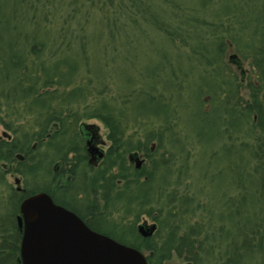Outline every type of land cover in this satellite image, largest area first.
Here are the masks:
<instances>
[{
  "label": "trees",
  "instance_id": "16d2710c",
  "mask_svg": "<svg viewBox=\"0 0 264 264\" xmlns=\"http://www.w3.org/2000/svg\"><path fill=\"white\" fill-rule=\"evenodd\" d=\"M150 34L157 37L156 41L153 42ZM139 44L153 49L149 51L150 58L145 59L148 54L139 51ZM227 47L245 55L244 60L250 59L253 74L247 81L245 101L240 89L233 90L230 86L233 81L241 83L245 79L234 75L221 79L225 68L221 63ZM173 56L177 62L175 68L171 64ZM183 65H187V70L192 67L199 71L196 78L192 73V78L198 81L190 83L201 82L196 96L209 86L215 91L204 98L222 100L213 112L202 109L200 102L197 107L200 115L204 118L211 115L219 125V144L209 155H214V160L227 159V163L219 165L217 175L228 169L233 183L231 191L237 194L235 197L228 195L231 192L223 195L215 207L213 204L197 206L196 194L177 199V191H171L167 202L160 204L163 210L168 205L173 209L165 214V219L200 212L201 220L187 224L184 229L178 222L170 227L168 221L159 220V225H166V237L160 245L154 240L160 226L148 240L133 233L136 239L132 242L115 235L112 225L111 231L92 229L147 252L148 264H165L174 254L198 264L201 254L211 257L216 251L219 256L215 264H264V0L0 2V95L10 112L18 115L27 112L31 119L25 126L13 127L12 121L2 123L16 135L10 141H0V187L8 173L21 177L35 175L42 167L40 151L52 145L55 151L49 154L50 163L58 154L57 163L65 162L74 172L86 160L78 123L97 119L109 130L112 149L108 150L94 179L82 189L88 198L85 207L92 214L97 211L104 214L121 197L128 206L140 201L138 206L145 207L150 203L151 194L158 192L159 197L163 192L159 186L152 187L156 173L162 174L166 168L168 173L162 177H170V181L163 182L167 185L172 181L178 184L187 172L169 170L176 165L169 160L172 156L178 157L174 154H169L166 166L153 161L155 164L149 173L145 167L131 170L125 160L127 130L122 125L125 121L128 127L127 120L131 117L167 120L170 115L181 112L186 106L179 104L180 97L171 100L176 105L168 100L182 85L180 78L187 77ZM176 70L182 77L176 75ZM108 79L122 95L107 98ZM137 83L140 89L136 88ZM164 133L150 131L140 137L143 140H138V145H144L147 152L151 141L160 147L166 142ZM222 138L226 140L224 143ZM184 142L181 137L175 138L171 142L172 151L184 152ZM61 144L65 147L60 151ZM198 145L201 151L199 142ZM70 155L76 158L69 159ZM45 163L48 167L47 160ZM47 171L51 172L49 167ZM128 175L132 179H126L125 186L117 187L118 180ZM139 175L147 176V180L140 183ZM52 176V182L40 188L25 186L23 192L6 189L8 211L0 214V264H16L14 256L19 243L16 215L27 196L46 192L56 204L83 218L84 214L74 207L80 201L78 195L70 194L69 187L55 188L54 169ZM99 201L104 203L101 210ZM153 218L157 223L156 217Z\"/></svg>",
  "mask_w": 264,
  "mask_h": 264
},
{
  "label": "rangeland",
  "instance_id": "374dc122",
  "mask_svg": "<svg viewBox=\"0 0 264 264\" xmlns=\"http://www.w3.org/2000/svg\"><path fill=\"white\" fill-rule=\"evenodd\" d=\"M6 0H0V2H4ZM151 39L156 41L157 39L156 36L150 34ZM159 39V38H158ZM146 43V42H145ZM139 51H145L148 55L145 56V59H148L151 57L149 54V51L153 52L152 48H144L141 44H139ZM148 51V52H146ZM234 55L236 59L241 63L242 67L240 69L237 68V66L230 62L229 56ZM245 56V55H244ZM244 56L239 55L234 48H226L225 54L223 56V60L221 65L224 66L225 68L222 69L221 71V79L223 80L224 76L229 77V76H237L239 79H245L244 82H238V81H233L231 82L233 90L239 88L240 92L242 94V98L245 101L248 97V89L246 88L247 86V81L249 77L252 76L253 71L251 70V64H250V59L247 58L246 60L243 59ZM172 66L175 68L177 66L176 58L175 56L172 57ZM185 63V62H183ZM182 69H186L187 65L184 67L181 66ZM195 67V65H193ZM198 69L196 68H189V70L186 69L185 75L187 77L180 78L181 84L177 87V91L173 93V96L168 100L169 103H172L171 100L174 101V99H177L180 97V103L183 106H186L183 108V110L179 113H175L169 116L167 120H153L150 118H138L137 120L134 119V117H131L130 120H127V125L124 121V125L122 127L127 130L126 132V139H125V147L128 148L126 153H125V160L127 165H130L128 162L129 156L133 155L134 153H137V155L141 159H146V162L143 164L145 167V172L149 173L153 169V164H155L153 161L159 163L163 162L165 165L166 163H169L167 161V157H171L169 154H174L178 157H171L170 162L174 161L175 166L172 169L173 171L181 170L182 172H187V175H182V179H180L179 183L173 184H167L163 183L164 181H170V177H165L163 179L162 174H167L168 172L166 171V168L164 167L162 169L163 173L157 175H154L155 179L153 182V188L157 189L163 188V192H161L160 196L158 197V192H154L153 194L150 195V203H147V205L143 208H140L138 204L140 201L133 202L130 206H128L126 200L124 197H121L118 202H113L111 207L112 210L110 213L105 214V218H107L108 222H111L113 224L115 235L118 237H121L125 241H135V236L133 235V232L131 229H134L135 224L141 223L140 218L145 217V219L148 220L149 223L154 221L153 217H156L158 226H160V229L158 227V233L154 240L155 243L157 242L158 245H160L163 240L166 237V232H165V226L166 225H159V220L164 219L165 221H168L169 226L172 227L174 222H178L180 224L181 229H184L185 226L189 223H194L197 220H201L200 212H196L195 215H190V216H185L184 218H173L172 216L165 219V214L168 212H171L173 210L169 205L166 207V210H163L160 208V204L162 202H167L168 197L167 194H170L171 191H177V199H181L183 197H190L191 195L194 196L196 194V202L197 206L200 204L201 206L204 205H211L216 207V203L220 201L223 198V195L230 193V197H235L237 194L236 191L233 192L231 189L233 188V183H232V176L229 174L230 172L228 169L223 171V174L217 175L219 165L223 166L225 163H227V159H220L217 157L215 160L212 158L214 155H209L212 149H215V147L219 144V125L215 123V120H213V117L210 115L207 118H204L202 115L199 114L198 111V102H200L199 105H201L202 109H206L207 112H213V109L218 106L222 102L220 98H215L214 100L209 99L206 100L204 98L205 95H211L213 93V90L209 86H205L202 90L201 94H198L196 96L197 89H200L201 82L199 84H193L190 85L191 80H196L192 78V73L196 78V74L198 73ZM243 72V74H242ZM177 76H181L179 70L175 71ZM232 79L230 78V81ZM198 80H196L197 82ZM113 82V81H111ZM108 79L106 81L107 85L111 83ZM119 83H121V80H118ZM239 83V86L237 87V84ZM137 89H140V84L137 83L135 85ZM107 91V98L111 99L110 96H114L115 94L117 95H122L123 92L121 93L120 91L118 92L115 87H113L111 84L107 86L106 88ZM112 91V93H110ZM146 91V89H144ZM180 91V92H179ZM209 92V93H207ZM190 95L193 97L191 98ZM221 97V95H220ZM0 101H3V104H0V118H2V122H0V140H7L10 141L14 139L16 133H13L12 131H9L5 129V126L2 123H7L12 121L13 127L17 126H25L27 125L31 119L27 112H20L19 115L13 112H10L7 109V106L5 105V98L1 97L0 95ZM197 103V104H196ZM91 105V104H89ZM88 105V107H90ZM122 105V102L120 103ZM172 105H176L175 103H172ZM187 105H189L187 107ZM226 121V120H225ZM84 123L87 125H93L99 128V135L103 141H105V147L104 150L108 149L109 147L111 148V143L108 140V134L109 130L105 128L104 124L97 120V119H87V120H81L78 124ZM121 127V128H122ZM28 128V127H27ZM168 128V129H166ZM246 127H243L244 131ZM166 129V130H165ZM161 131L163 130L164 137H166V142L160 147H158L157 142L151 141L147 145V149L149 152L145 151L144 145H138V140L142 141L140 137L147 135L150 131ZM6 134V136L4 135ZM188 135V138H187ZM68 137V136H67ZM181 137V140L184 139V145H185V151L182 152L181 154H178L175 150L172 151V143L175 138L178 139ZM69 138V137H68ZM186 138V139H185ZM141 139V140H140ZM61 142L60 140H57ZM171 141V142H170ZM224 140L222 138V142L224 143ZM57 142V144L59 143ZM201 145L202 149L200 151V147L198 145ZM65 144L68 142L65 141ZM139 149H135V146H137ZM176 146V145H175ZM64 144H61L60 146V151L64 149ZM69 147H71V144H69ZM68 147V148H69ZM109 148V149H110ZM112 149V148H111ZM110 149V150H111ZM54 147L49 146V147H43L42 150L40 151V155L42 156V162L40 168H38L37 172L33 176H27V177H21L17 174H6L5 175V180L4 184L0 187V214H4L6 211V202L8 201V194L9 191L6 190L8 187L9 188H16L15 180L19 179L20 180V185L21 187L27 186L28 188L33 187L35 188H40L43 185H49V183L52 182L53 176V166L57 163L59 155L55 154V157L53 163H50L49 161V154L53 153ZM122 152V150H120ZM48 153V156H46ZM147 155V156H146ZM144 156V157H143ZM165 156V157H164ZM163 157V158H162ZM174 160H173V159ZM46 160L48 161L50 173L47 171V166H46ZM134 164L135 161H134ZM166 166V165H165ZM47 167V168H46ZM76 176L75 180L72 182H69V186L73 188V193L77 191L78 188L81 186L83 187V184L87 181H89L91 178L94 179L96 176V171H90L87 168L84 167H79L76 169ZM58 184L62 185L65 183V177L62 179L57 180ZM145 181V179L141 178L140 183ZM75 187H74V186ZM117 187H120V184L116 185ZM115 190V189H114ZM117 192V190H115ZM75 195H78L77 197L82 200L83 203L88 202V198L86 193L82 191L81 189L78 190V194L74 193ZM161 195H163L161 197ZM169 196V195H168ZM90 200H93V198H90ZM212 201V202H211ZM204 204V205H203ZM103 203L99 201V210H101ZM121 206L120 209H118ZM122 207L124 210H122ZM138 207V208H137ZM215 207H212L215 209ZM159 210H162L160 213ZM178 210V209H177ZM232 224V223H231ZM2 228V224H0ZM3 228H5L3 226ZM101 228L103 231H111V227L105 223H101ZM168 229V227H167ZM121 230V231H119ZM167 231V230H166ZM144 252V251H143ZM213 256L210 257V255H204L201 254L198 257V264H215L217 263L216 261L218 260V251L215 252ZM145 255H147V252H144ZM165 264H193L192 262H189L187 259H185L184 256L179 257L177 255H172V257L168 260H166Z\"/></svg>",
  "mask_w": 264,
  "mask_h": 264
},
{
  "label": "water",
  "instance_id": "95a60500",
  "mask_svg": "<svg viewBox=\"0 0 264 264\" xmlns=\"http://www.w3.org/2000/svg\"><path fill=\"white\" fill-rule=\"evenodd\" d=\"M229 60L237 63L231 55ZM81 128L92 131L96 126L83 124ZM6 136V134H4ZM90 164L99 161L103 153L93 137L87 140ZM135 168L143 163L137 154L130 155ZM16 191H23L20 180H15ZM22 231L19 263L21 264H148L145 255L114 239L95 232L73 212L57 205L46 192H37L24 198L16 216ZM156 226L138 227L144 238L152 237Z\"/></svg>",
  "mask_w": 264,
  "mask_h": 264
},
{
  "label": "flooded vegetation",
  "instance_id": "af4514ba",
  "mask_svg": "<svg viewBox=\"0 0 264 264\" xmlns=\"http://www.w3.org/2000/svg\"><path fill=\"white\" fill-rule=\"evenodd\" d=\"M84 123H82L80 126H79V135H80V138L82 139V141H83V147H84V150H85V156H86V160H85V163H82V164H80V165H78L76 168H75V170H74V172H71L70 171V169H71V166L69 165V166H67V164L65 163V162H58V163H56L54 166H53V169H54V171H55V174H56V178H55V188H59V187H69L70 188V194H74L73 193V188L71 187V186H69V182L71 181H73V180H75V176H76V172H77V170L76 169H78L80 166L81 167H84V168H87L88 170H90V171H96V170H98L100 167H101V165H102V162H103V160H104V158H105V156H106V154H107V152H108V150H109V148L108 149H106V151L104 150V147H105V141H103L102 139H101V137H100V135H99V128L97 127L96 129H93L92 131H87V130H85V129H83V128H81V126L83 125ZM91 137H93V141H94V143L97 145V148L99 149V150H101V152L103 153V156H102V158L99 160V161H97L96 162V164H94V165H91L90 164V159H91V157L89 156V153H88V150H87V140L89 141V139L91 138ZM1 141V140H0ZM110 142V141H109ZM111 143V142H110ZM112 145V144H111ZM134 154H137V153H134ZM138 156V155H137ZM144 157V156H143ZM74 158H76V156L75 155H70L69 156V159H74ZM138 158L140 159V160H142L143 161V163H142V165H141V168L140 169H142L143 167H144V163L146 162V159H141L139 156H138ZM128 162L130 163V165H129V167L131 168V170L132 169H134V170H140V169H136L135 168V164H134V161H131L130 160V156H129V160H128ZM70 163H72V162H70ZM69 163V164H70ZM97 172V171H96ZM63 177H65V183L64 184H62V185H60V184H58V181L57 180H59V179H62ZM122 177V176H121ZM138 178H143V179H145V181L147 180V176H138ZM126 179H132V176H123L122 178H121V180H118V185L120 184V187H122V186H125V183H124V181H126ZM91 180V179H90ZM90 180L89 181H87V182H85L84 184H83V187L81 186L80 188H78L77 189V191L78 190H82V189H85V186L87 185V183L88 182H90ZM154 182V181H153ZM153 184V183H152ZM74 186V185H73ZM75 187V186H74ZM123 193H124V191H123ZM134 193V192H133ZM80 201H77L76 203H77V206H74L75 205V203L73 202V201H70V203H71V205L72 206H74V207H76L78 210H80V212L82 213V214H84L83 215V218H81L88 226L89 225H91V229L93 228V229H95V230H98L99 229V227L101 228V223L102 222H105V220H108L107 218H105V215L104 214H107L108 215V213H110V211L112 210V207H111V209H108V210H106L105 212H104V214H102L100 211H97L95 214L93 213H91L90 212V209L89 208H86L85 206H86V203H83L82 202V200L81 199H79ZM100 202H102L103 203V201H100ZM104 204V203H103ZM121 208V206L118 208V209H120ZM122 210H124L123 209V207H122ZM102 214V215H101ZM99 215V216H98ZM78 216V215H77ZM146 217V216H145ZM145 217H142V218H140V221H141V223L139 224V222H138V224H135V226H134V229L133 230H135L134 232L132 231V229H131V231L133 232V233H136L137 235H138V237H140L141 239H144V240H148V239H151V238H153L154 236H155V234H156V232H157V230H158V225H157V223L155 222V221H152L151 223H149L148 222V220L147 219H145ZM109 221V220H108ZM108 221H106L105 223H107L110 227H112L113 226V224H111V222H108ZM155 225L156 226V229H155V231H154V234H153V236L152 237H147V238H144L143 236H141V234L140 233H138V227L140 226V225H143L144 227H148V226H151V225ZM112 225V226H111ZM92 229V230H93ZM100 230V229H99ZM119 231H121V230H119ZM17 235H18V237H19V243H18V251H17V253L15 254V256H14V261L16 262V264H21V263H19V261H18V259H19V247H20V242H21V237H22V231L18 228V226H17ZM134 235V234H133ZM135 236V235H134Z\"/></svg>",
  "mask_w": 264,
  "mask_h": 264
},
{
  "label": "bare ground",
  "instance_id": "6f19581e",
  "mask_svg": "<svg viewBox=\"0 0 264 264\" xmlns=\"http://www.w3.org/2000/svg\"><path fill=\"white\" fill-rule=\"evenodd\" d=\"M19 210V209H18ZM84 222V221H83ZM85 223V222H84ZM86 224V223H85ZM87 225V224H86ZM88 226V225H87ZM88 228H90L89 226H88ZM91 229V228H90Z\"/></svg>",
  "mask_w": 264,
  "mask_h": 264
}]
</instances>
